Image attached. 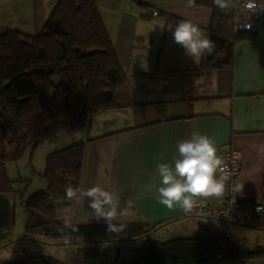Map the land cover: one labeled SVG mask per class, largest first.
Listing matches in <instances>:
<instances>
[{
  "label": "crops",
  "instance_id": "0c3cea01",
  "mask_svg": "<svg viewBox=\"0 0 264 264\" xmlns=\"http://www.w3.org/2000/svg\"><path fill=\"white\" fill-rule=\"evenodd\" d=\"M58 1L0 0V31L16 27L38 34ZM98 9L125 75L130 105L98 111L77 134L61 133L51 140L48 151L84 143L80 188L99 184L115 191L124 212L119 223L143 224L146 230L163 226L145 239L57 245L59 250L81 252L83 264H126L154 238L160 242L219 238L222 244L232 241L244 250L264 248V238L255 244L260 235L264 237V60L258 39L235 45L231 72L203 69L204 56L196 63L186 55L174 41L176 26L166 25L163 17L176 18L177 25L190 20L206 34L211 11L196 8L194 0H106ZM153 11L158 15L153 16ZM263 14L262 10L254 23L257 32L264 26ZM9 22L12 24L6 25ZM193 132L212 138L219 155L236 154L241 170L239 184L244 185L239 193L242 206L263 207L255 222L238 226L193 216L179 206L170 210L159 203L157 190L162 185L157 165L171 164L178 156L177 143L189 139ZM26 152L18 161L26 163V171H19L12 161L11 169L8 162H0V232L12 235L2 237L0 243L2 247L16 243L21 248L27 243L36 249L33 255L54 258L50 245L23 239L26 212L20 198H26L29 183L38 180L45 185L42 171L35 177L28 171L33 152L29 158ZM223 198L197 199L205 206ZM17 200L22 209L17 208ZM57 217L68 219L72 225L106 224L90 216L87 198L79 199L72 208L58 210ZM243 264H264V259Z\"/></svg>",
  "mask_w": 264,
  "mask_h": 264
},
{
  "label": "trees",
  "instance_id": "16d2710c",
  "mask_svg": "<svg viewBox=\"0 0 264 264\" xmlns=\"http://www.w3.org/2000/svg\"><path fill=\"white\" fill-rule=\"evenodd\" d=\"M105 1L59 0L38 34L0 31V162L16 163L30 145L36 148L61 133L77 134L98 111L130 105L126 78L98 9ZM194 6L212 14L205 35L215 43V51L204 55L203 69L231 72L235 45L255 42L256 29L236 28L234 0L227 11L213 0H194ZM163 17L166 25L177 26L176 18ZM83 156L82 142L46 155L41 174L46 189L20 198L26 212L23 239L55 246L135 241L163 226L146 230L143 224H125L120 233L108 232L106 224L66 227L57 211L78 202L67 199L65 188H80ZM219 241L154 238L126 264H243L264 259V248L244 250L235 242ZM0 264L65 263L45 255H23Z\"/></svg>",
  "mask_w": 264,
  "mask_h": 264
},
{
  "label": "clouds",
  "instance_id": "9594fccd",
  "mask_svg": "<svg viewBox=\"0 0 264 264\" xmlns=\"http://www.w3.org/2000/svg\"><path fill=\"white\" fill-rule=\"evenodd\" d=\"M221 11L231 7V0H213ZM248 7L255 10L256 5ZM174 41L184 48L185 54L198 63L205 54L215 51V43L203 34L200 28L190 20L181 21L173 33ZM178 156L171 164L159 163L156 171L161 185L158 188L159 203L168 209L179 206L185 213H191L197 206V198H220L228 190V165L218 154L215 141L199 132H193L189 139L177 143ZM244 185L237 184L231 189L235 194L242 193ZM68 200L88 199L90 216L97 221L103 220L110 233L124 231L126 225L118 222L124 214L119 207L120 199L115 191L99 184L81 189L71 184L65 188ZM65 226L78 230L69 220Z\"/></svg>",
  "mask_w": 264,
  "mask_h": 264
},
{
  "label": "built area",
  "instance_id": "2783aa9c",
  "mask_svg": "<svg viewBox=\"0 0 264 264\" xmlns=\"http://www.w3.org/2000/svg\"><path fill=\"white\" fill-rule=\"evenodd\" d=\"M235 3V25L239 31L255 30L254 23L262 10L264 11V2L259 0H234ZM250 3L256 5L255 10L248 7ZM153 16L158 13L153 11ZM225 163L228 165L229 180L227 182L228 190L222 201L212 205H201L199 202L191 212L193 216L208 217L225 221L238 226H247L256 221L263 214L262 205L255 204L250 209H246L240 202L239 193L235 194L231 189L239 184L240 162L235 153H224L222 155Z\"/></svg>",
  "mask_w": 264,
  "mask_h": 264
},
{
  "label": "rangeland",
  "instance_id": "374dc122",
  "mask_svg": "<svg viewBox=\"0 0 264 264\" xmlns=\"http://www.w3.org/2000/svg\"><path fill=\"white\" fill-rule=\"evenodd\" d=\"M261 20H264V14L262 16V19ZM1 22V20H0ZM2 23H3V20H2ZM12 24L11 22L7 23L6 25H10ZM16 27H14L15 29ZM256 29V28H255ZM258 33V41L256 42L259 46V52L262 51V54H261V58L264 60V26L261 27L260 31L257 32ZM260 35V36H259ZM260 58V59H261ZM261 59V60H262ZM264 73V67H262L261 69ZM262 73V75H264ZM51 141H48V142H45L43 144H39L37 146V148H35V150H33V154L31 156V161L30 163H32L31 167L28 169V171L30 172L31 176L35 177V174L39 173L40 171L43 172V169L45 167V156L46 154L49 153V147H48V143H50ZM33 148H31V145L30 147L28 148V151L26 152V156L29 158L30 157V154L32 152H30ZM26 158V157H24ZM10 162L6 163L8 169L10 168ZM13 165L15 167H17V169L19 171H26V163L23 161V162H18V163H13ZM11 169V168H10ZM26 189H30V191H28V193L26 192V197L27 196H30V195H33L35 193H38V192H41V191H44L46 189V185H44V183L41 181H38V180H35L34 182L32 183H29L27 186ZM25 194V192H24ZM21 202V201H20ZM18 200H17V208L18 209H22L23 207L19 205L20 203ZM20 206V207H19ZM12 235H6L4 233H1L0 232V239L2 237H5V238H11ZM264 237H262V235L259 236V240L258 242H256L255 244H259V242L263 239ZM13 246L9 245L8 246H3L2 247V243H0V262H3V261H9V260H14L12 258H18V257H13V256H23V255H28V256H33V253L34 251H36V249L33 248V246H29L30 244H25L26 246L23 248H21V246H18L20 244H12ZM60 247H57V246H54V245H50V250L49 252L51 253V255L54 257V258H57L58 260L62 261L63 263L65 264H69L71 263V261L73 262V264L75 262H79L80 264H83V260H84V255L81 253V252H70V250H65V251H62V250H59ZM14 251H17V252H14ZM17 254H22V255H17ZM95 257H97V254H94ZM116 258V254H114L113 256V260H115ZM123 258V257H121Z\"/></svg>",
  "mask_w": 264,
  "mask_h": 264
}]
</instances>
